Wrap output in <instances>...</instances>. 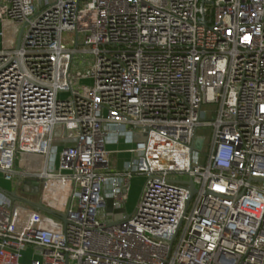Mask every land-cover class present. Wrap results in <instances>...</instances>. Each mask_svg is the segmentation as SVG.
<instances>
[{
    "label": "built area",
    "instance_id": "obj_1",
    "mask_svg": "<svg viewBox=\"0 0 264 264\" xmlns=\"http://www.w3.org/2000/svg\"><path fill=\"white\" fill-rule=\"evenodd\" d=\"M0 177V264H264V0H0Z\"/></svg>",
    "mask_w": 264,
    "mask_h": 264
},
{
    "label": "rangeland",
    "instance_id": "obj_2",
    "mask_svg": "<svg viewBox=\"0 0 264 264\" xmlns=\"http://www.w3.org/2000/svg\"><path fill=\"white\" fill-rule=\"evenodd\" d=\"M80 50L74 56L73 60V71L77 72V69L80 71H85L91 65L92 54L90 52H86L81 50L82 46H79ZM76 63H80L76 68ZM83 84H92V79L86 78L81 81ZM65 96V94L60 95ZM210 107V106H209ZM211 132L212 127L208 125H201L198 128L196 138H195V149L199 152L207 151L209 148L210 140H211ZM203 157V156H202ZM121 155L118 151L111 152L110 155V165L113 169L121 168L123 163H121ZM45 163V159L41 155L37 154H21L17 153L15 157V165L17 169H28L30 172H40L43 169ZM170 178L172 180H179L181 177L178 174H171ZM146 181V177L143 175H135L131 179L130 189L128 200L125 206V211L132 212L135 204L142 192L144 183ZM0 187L5 190H14L16 188V180H5L3 177H0ZM36 253L40 254V249H36Z\"/></svg>",
    "mask_w": 264,
    "mask_h": 264
},
{
    "label": "crops",
    "instance_id": "obj_3",
    "mask_svg": "<svg viewBox=\"0 0 264 264\" xmlns=\"http://www.w3.org/2000/svg\"><path fill=\"white\" fill-rule=\"evenodd\" d=\"M131 146L126 144L123 140H121L119 143H116V144H109L108 145V149L110 152H113V151H118L120 152V155H121V163L120 165L127 159H129L131 156H130V153L128 152V149L130 148ZM32 248H28L26 251H25V256L23 258V261L24 262H29L30 260V256H31V253H32Z\"/></svg>",
    "mask_w": 264,
    "mask_h": 264
},
{
    "label": "water",
    "instance_id": "obj_4",
    "mask_svg": "<svg viewBox=\"0 0 264 264\" xmlns=\"http://www.w3.org/2000/svg\"><path fill=\"white\" fill-rule=\"evenodd\" d=\"M189 185H190V190L192 192V194L196 191L195 189V186H194V183H193V180H189L188 181ZM13 200H16V199H20L17 195H16V192L15 191H10V190H4ZM31 203L32 205L36 206L37 208L39 209H42V210H45L47 212H50V210L46 209L45 207H43L41 204L39 203H33V202H29Z\"/></svg>",
    "mask_w": 264,
    "mask_h": 264
}]
</instances>
